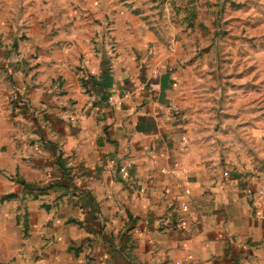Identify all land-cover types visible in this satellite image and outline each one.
Masks as SVG:
<instances>
[{
    "label": "crops",
    "instance_id": "1",
    "mask_svg": "<svg viewBox=\"0 0 264 264\" xmlns=\"http://www.w3.org/2000/svg\"><path fill=\"white\" fill-rule=\"evenodd\" d=\"M51 8L0 26V264H264L259 116L138 66L127 15Z\"/></svg>",
    "mask_w": 264,
    "mask_h": 264
},
{
    "label": "rangeland",
    "instance_id": "2",
    "mask_svg": "<svg viewBox=\"0 0 264 264\" xmlns=\"http://www.w3.org/2000/svg\"><path fill=\"white\" fill-rule=\"evenodd\" d=\"M23 1L0 0V26ZM51 1L45 3L52 11L127 15L138 66L176 70L195 108L254 111L264 144V0ZM7 37L18 38L0 35V42ZM115 43H108L110 59L117 56Z\"/></svg>",
    "mask_w": 264,
    "mask_h": 264
},
{
    "label": "built area",
    "instance_id": "3",
    "mask_svg": "<svg viewBox=\"0 0 264 264\" xmlns=\"http://www.w3.org/2000/svg\"><path fill=\"white\" fill-rule=\"evenodd\" d=\"M173 86H176V84H173ZM172 108H175L172 106ZM71 120H73L71 118ZM120 173L123 174L124 170L120 169ZM224 176H227V173H224ZM252 201L254 203L255 208V216L258 219L264 220V185H261L259 189L252 193ZM183 209H186V207H182Z\"/></svg>",
    "mask_w": 264,
    "mask_h": 264
}]
</instances>
